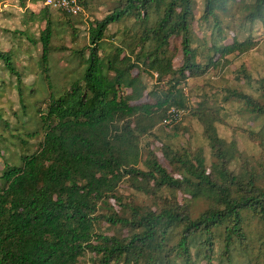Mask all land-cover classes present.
<instances>
[{"label": "trees", "instance_id": "obj_1", "mask_svg": "<svg viewBox=\"0 0 264 264\" xmlns=\"http://www.w3.org/2000/svg\"><path fill=\"white\" fill-rule=\"evenodd\" d=\"M27 1L12 36L40 49L34 74L50 91L27 104L31 72L19 60L34 55L0 47L32 123L9 134L16 141L0 132V264H264V77L242 65L234 78L249 91L211 80L195 98L186 90L256 46L239 33L257 21L264 29V0H202L199 16L197 0H111L76 46L55 41L69 32L77 43L85 13ZM93 1L80 0L85 10ZM172 106L201 125L209 163L183 118L163 123ZM234 107L253 121L239 127L256 152L220 134ZM0 125L11 129L3 116Z\"/></svg>", "mask_w": 264, "mask_h": 264}, {"label": "rangeland", "instance_id": "obj_2", "mask_svg": "<svg viewBox=\"0 0 264 264\" xmlns=\"http://www.w3.org/2000/svg\"><path fill=\"white\" fill-rule=\"evenodd\" d=\"M27 1V0H26ZM29 5L30 8L35 9V11H38L40 8L44 6V2L40 1L37 3H30L27 1L26 3ZM111 0H95L93 1L92 5L93 8L86 9V13L83 16V19L85 20V24H81L79 27L81 31L78 33L77 37V43L72 42V37L69 32H66L61 39L55 41L57 45H67V46H76V45H83L88 42V22L92 21L95 18H102L106 15L109 7L111 6ZM202 0H197V9L196 13L197 16L201 15L202 12ZM26 8L22 6L21 0H2L0 2V47L3 49H21L22 52H29L30 54L33 53L34 56H32L31 59L26 58L25 56L20 57L21 65H27L30 74H25L23 80L25 81V84L27 88L25 91L26 99L24 100L27 104L33 103L39 98H41L42 93H46L50 91V86L47 85V81L49 79H44L40 74L35 75L34 72L38 70V64L36 61V58L38 57V53H40V49L36 50L32 46L30 47V50L26 48V46L23 44V42H20L19 39L12 36V31L23 29L24 25L22 24L23 16H25ZM55 12V11H54ZM56 14H59V12H55ZM239 14L238 12H236ZM233 19V18H232ZM239 20V19H238ZM239 22H236V26L238 28ZM44 23L42 24V27H44ZM196 25V23H195ZM245 28L248 29L249 24H243ZM41 27V26H40ZM9 29L11 33H7L3 31L2 29ZM252 30L250 32L242 30L240 34V39H245L247 35L251 34L255 41H257V44L254 48L250 49L246 53H243L241 55H232L229 59H231V62L226 65L225 67H218L216 69L210 70L205 76L197 77V78H190L188 80V84L186 87V90L189 95L192 97H197V92L201 91L198 90V87L201 85H206L209 80L214 81L215 83H218L219 85H229L238 87L239 89L249 91L248 87L245 86L243 80H237L235 79L236 71L242 66L246 65L247 69L252 73L255 79H259L261 77H264V29L262 26V23L257 21L251 26ZM197 32L201 34V31L199 28H196ZM70 29H68L69 31ZM111 30H116L115 27H111ZM35 31H38L35 30ZM234 32H230V37L227 39V42H230L232 40V35ZM38 35V34H37ZM21 43V45H19ZM19 46V47H18ZM59 53V52H58ZM56 55V62L59 63V65L65 66L68 62V55H64V52H60V54ZM179 61V57L176 59ZM3 64L0 62V116H3L5 119L8 120L10 123V130L5 131L3 130L5 126L0 125V132L5 133L6 136L10 138L12 141H16L15 138H12L9 136L11 132L18 133L19 131L23 130V127L25 129H30L32 127V123H27L26 125L23 124L24 120H28V116L24 115V113L21 112V102L19 101V94H18V88H17V78L14 75L9 74L8 72L4 71L2 68ZM22 66H19V70H21ZM25 73V71H24ZM145 79L149 82L151 85L152 79L151 77L147 76ZM30 83H34L33 86H30ZM55 87L53 86L51 90H53ZM32 89H35L31 92ZM17 111V112H16ZM231 115L227 119L226 123L220 124L219 131L220 134L227 138H231L233 135L236 136V138L239 141V147L242 150H246L248 152H256L257 145L247 139V137L244 134V131L240 129L239 126L246 127L247 125L253 124V121L249 118V116H242L240 112L235 111V107L230 109ZM182 121L184 120V124L189 128V133L186 135V137H190L188 144L191 149H196L199 146H203L206 152V158L208 163L211 161V155H210V148L206 144L203 133H202V127L201 125L195 120L192 119L190 114L188 113V110H184V114L182 117ZM20 126V127H19ZM7 127V126H6ZM23 138V137H21ZM21 138L18 139V143L20 146L25 147V144H23ZM183 139V138H182ZM7 140V141H10ZM10 142V152L13 153L15 151H18V144ZM161 143L156 142L155 147L158 148V154L161 155V151L159 150ZM233 167H236V163L232 164ZM237 168V167H236ZM126 192H129L126 190ZM204 207V203L200 202L197 206V210H202Z\"/></svg>", "mask_w": 264, "mask_h": 264}, {"label": "built area", "instance_id": "obj_3", "mask_svg": "<svg viewBox=\"0 0 264 264\" xmlns=\"http://www.w3.org/2000/svg\"><path fill=\"white\" fill-rule=\"evenodd\" d=\"M44 5H48L55 9H60L73 15L86 13V10L80 0H45ZM183 114V109L172 106L168 110L166 117L163 119V123L169 124L174 121H179Z\"/></svg>", "mask_w": 264, "mask_h": 264}, {"label": "crops", "instance_id": "obj_4", "mask_svg": "<svg viewBox=\"0 0 264 264\" xmlns=\"http://www.w3.org/2000/svg\"><path fill=\"white\" fill-rule=\"evenodd\" d=\"M35 10V9H34Z\"/></svg>", "mask_w": 264, "mask_h": 264}]
</instances>
